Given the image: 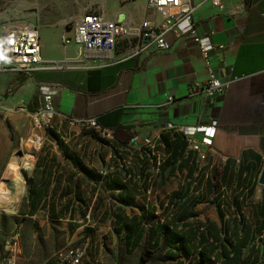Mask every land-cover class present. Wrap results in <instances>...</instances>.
Masks as SVG:
<instances>
[{
  "label": "crops",
  "instance_id": "obj_1",
  "mask_svg": "<svg viewBox=\"0 0 264 264\" xmlns=\"http://www.w3.org/2000/svg\"><path fill=\"white\" fill-rule=\"evenodd\" d=\"M204 1L191 0L196 7V33L201 37L210 35L216 47L210 54L212 65L216 76L229 83L221 96L190 97L191 87L206 83L210 77L201 49L190 36L179 40L170 37L173 44L166 52L129 58L123 44L114 52L79 54L78 46L62 43L63 36L71 34L67 25H44L36 27L42 59L58 62L61 68L9 72L1 68L0 62L2 94L14 87L28 100L37 102L39 110L42 87L61 85L62 92L56 95L54 104L62 119L95 117L104 129L113 131L118 144L123 141L129 144L132 138L152 137L160 146L168 143L171 147L160 175L171 188L169 191L157 185L149 187L143 169L141 175L137 174L149 159L137 170L132 167L133 174L129 170L128 176H110L109 183L88 180L79 170L65 176L69 195L60 203L69 201L70 211L65 218L68 226H80L72 228L73 233L85 228L83 237L92 238L97 232L92 227L109 226L114 237L124 241L128 254L127 236L132 242L136 233H128L124 225L132 223L127 219L137 218V222L142 220L146 224L148 242L149 228L155 227L152 244L157 240L159 245L164 243L167 257L172 260L169 264H199L200 258L198 253L187 255L170 249L160 228L163 225L177 224L180 228L186 225L196 227L197 231V226L212 224L224 231L226 223L243 225L242 220L251 228L249 241H263L260 228L264 222V186L260 178L264 171V0H223L220 7ZM104 3L102 12L108 18L123 13L133 25L145 20L159 25L169 15L166 11L149 10L147 0H104ZM6 12L4 9L0 13V43L3 22L11 21ZM169 96L175 102L166 105ZM213 121L218 122L217 131L205 159H199L195 152L185 155L187 141L180 129L208 127ZM167 124L176 128L167 130ZM202 138V134L197 135V139ZM81 175L95 183L97 194L113 195L112 208L104 210L107 200L87 205L85 193L77 186ZM138 177L143 178V185L137 181ZM53 189L52 186L51 194ZM60 191L51 200L57 207ZM175 192L179 193L178 198L173 196ZM119 193L125 198L131 195L132 199L128 198L131 204L120 200ZM78 195L85 204L78 201ZM185 231L186 228L179 233L188 238ZM249 254L251 262L258 257L257 250H246L244 258ZM100 260L104 263V255L100 254ZM203 264L225 262L212 257Z\"/></svg>",
  "mask_w": 264,
  "mask_h": 264
},
{
  "label": "rangeland",
  "instance_id": "obj_2",
  "mask_svg": "<svg viewBox=\"0 0 264 264\" xmlns=\"http://www.w3.org/2000/svg\"><path fill=\"white\" fill-rule=\"evenodd\" d=\"M104 4V0H0V13L5 9L11 17L10 22H3L2 29L16 23L33 24L35 27H64L69 24L68 27H71L73 21L85 13L102 12ZM7 15H4L5 18ZM37 107V102L28 100L14 87L0 93V264L9 254L17 256L18 264H46L51 259L56 261L68 250L77 248L85 251L83 264H140L142 257V264L171 263L164 243L159 246L149 244L147 235L140 247L129 256L124 241L119 236L114 237L109 226L92 227L97 232L92 238H87L83 237L85 228L73 233L66 219L53 218L48 209L38 212L35 217L21 215V204L29 195L30 183L34 176L37 179L34 173L37 165L40 174L47 163L45 173L51 177L50 187H54L57 177L59 182L62 180V185H67L64 184V177H70L76 170L81 171L80 166L66 157L67 153L82 161L104 183H109L112 175L124 177L129 170L133 173L130 167L137 170L144 162L136 149L131 148L137 151L133 160H130L131 153L127 149L120 154L121 146H129L128 143L123 144L126 141L118 144L115 135L110 138L88 132L61 117H56L50 124L36 126L33 115L38 111ZM58 142L63 143L64 147L60 148ZM147 159V165L140 168L137 174L141 175L142 169L145 175V171H148L145 183L149 187L157 185L169 191L171 188L167 186V181L160 178L161 173H154V163L150 157ZM111 168L117 173L104 178L100 172L104 169L111 171ZM143 178H137L141 185L144 183ZM78 179L77 186L85 193L87 205L94 206L101 200H107L103 204L104 210L112 208L113 195L101 192L98 195L95 183L88 182L82 175ZM261 243H254L259 246L260 254L264 253ZM100 254L104 255V263L100 260Z\"/></svg>",
  "mask_w": 264,
  "mask_h": 264
},
{
  "label": "built area",
  "instance_id": "obj_3",
  "mask_svg": "<svg viewBox=\"0 0 264 264\" xmlns=\"http://www.w3.org/2000/svg\"><path fill=\"white\" fill-rule=\"evenodd\" d=\"M204 2H210L213 6L220 7L223 0H205ZM147 8L156 12L166 11L169 12V15L159 25L151 20L133 25L129 23L123 13H118L113 18H108L103 12L85 13L73 21L72 26L69 27L71 34L64 35L62 43L64 46L71 44L78 46L79 54L114 52L123 44L126 48V57L135 58L144 54L153 55L170 50L173 44L170 37L179 40L190 36L199 45L204 63L210 74L206 83H196L191 87L190 97L214 98L223 95L229 87V83L222 82L216 76L210 58L211 52L216 48L211 36L201 37L196 33L197 24L194 21L196 7L191 0H147ZM224 48V46L219 47L221 50ZM0 62L1 68L9 72L25 71L30 73L36 69L61 68V64L58 62L42 59L38 29L27 23L10 24L6 29H3L0 43ZM62 89L61 85L42 87L41 107L33 115L36 126L41 127L50 124L53 119L59 117L54 98L62 92ZM174 102V97L169 96L166 105H171ZM67 121L85 131L98 135L110 138L114 135L113 131L104 129L95 117H84L76 121L67 119ZM217 126L218 122L213 121L208 127L181 128L179 132L185 136L187 141L185 155L188 156L195 152L199 155V159H205L206 154L212 148ZM175 128L172 124L166 125L167 130H174ZM198 134H202L201 140L197 139ZM128 146V148L121 146L120 154L127 149L131 153L130 160H133L135 155L137 156V151H133L131 148L136 149L140 152L139 155L142 160L146 161L147 158H151L154 163V173L162 172V166L168 155L165 145L160 146L157 139L148 137L141 140L132 138ZM111 171H113L112 168ZM111 171L104 169L100 173L105 178L117 172L116 170ZM84 258L85 251L79 248L70 249L66 254H62L56 263L83 264ZM2 264H18L17 256L15 254L6 255Z\"/></svg>",
  "mask_w": 264,
  "mask_h": 264
},
{
  "label": "trees",
  "instance_id": "obj_4",
  "mask_svg": "<svg viewBox=\"0 0 264 264\" xmlns=\"http://www.w3.org/2000/svg\"><path fill=\"white\" fill-rule=\"evenodd\" d=\"M58 145L60 148L64 147L63 143L61 142H58ZM165 146H166V151L171 152L170 145L168 143H165ZM185 150H186V146L184 148V153ZM190 155L191 153L188 156ZM66 157L69 160H72L74 164L76 163L78 166L81 167V172L88 180H94L96 183L102 180L100 179L101 178L100 176L95 175L93 171H91L88 167L83 165L82 161H80L79 159L70 156L68 153L66 154ZM38 166L39 165H37L36 169L34 170V173L37 174V179L36 176H34L33 178L34 180L31 181L30 183L29 195L25 197L22 201L21 204L22 208L20 210L22 212L21 215L34 217L38 212L48 209L49 213L52 214L53 218L65 219L67 217L68 211H70L69 201L65 199V202L62 204L60 203V201L68 197L69 186L65 185L64 187H62V181L59 182L56 178V184L51 194V189H50L51 177H49L45 173V170L47 168V163L45 162L44 165L45 168L40 174L37 172V170L40 169V167ZM59 166L60 163H58V167ZM145 172H146V180H147L149 173L148 171ZM65 182L68 183L67 180ZM116 186H120L121 188H124L122 185H119L118 183H116ZM60 189H62V191H60ZM59 191H60L59 194L60 196L58 201L59 207H57L55 204L53 205L51 203V200L54 197V195H57ZM173 196L178 198L179 193L175 192ZM127 197L132 199L131 195H128ZM118 198L122 200L125 204L128 205L131 204V201L128 198L123 197L122 193H119ZM77 199L81 204H85V201L79 195L77 196ZM128 221H131L132 223H126L124 225V228L128 230V233L129 232L136 233V236L132 242L129 240V236H127V240H126L128 254L131 255L143 243L147 231V227L145 226L146 224H144L142 220L137 222L138 221L137 218H132L130 220L127 219V222ZM242 223L243 225H237L234 224L233 222L230 226L229 224L226 223V225L224 226V231L220 230L218 226L212 224H209L205 227L197 226V231L194 230V228L196 227L193 228L191 226L183 225L180 228V226L177 224H173L172 227L170 225H163L160 228L161 230H164L163 234L167 236L165 244L168 247H170V249H174L177 252L183 251L187 255H191L192 252L193 254L198 253L200 258L199 264L210 262L212 260V257H215V259L222 258L225 264H264V253L262 252L260 254L259 247L256 244H254L255 242H250L247 236L250 233L251 228L245 225L244 221L241 220L240 224ZM79 227H80L79 225L75 227L71 226V228H79ZM185 228H186L185 233L187 234L188 238H186L184 234L179 233ZM201 228L202 230H200ZM260 231L263 232L264 234V222L261 225ZM222 232L224 233V237H222ZM149 233H150L149 244H151L153 240V233H155L154 226H151L149 228ZM153 245L159 246V241L158 240L155 241ZM260 246L264 247V238ZM246 250L248 251L257 250L256 255L258 257L253 259L252 262L250 261L251 259L250 257L252 254H249L247 258H244V251ZM143 262H144V258L142 257L140 264H142ZM46 264H57V263L55 260L51 259Z\"/></svg>",
  "mask_w": 264,
  "mask_h": 264
},
{
  "label": "water",
  "instance_id": "obj_5",
  "mask_svg": "<svg viewBox=\"0 0 264 264\" xmlns=\"http://www.w3.org/2000/svg\"><path fill=\"white\" fill-rule=\"evenodd\" d=\"M260 184L264 186V171H263L262 176L260 178Z\"/></svg>",
  "mask_w": 264,
  "mask_h": 264
},
{
  "label": "bare ground",
  "instance_id": "obj_6",
  "mask_svg": "<svg viewBox=\"0 0 264 264\" xmlns=\"http://www.w3.org/2000/svg\"><path fill=\"white\" fill-rule=\"evenodd\" d=\"M12 169V168H11ZM14 171V170H13Z\"/></svg>",
  "mask_w": 264,
  "mask_h": 264
}]
</instances>
